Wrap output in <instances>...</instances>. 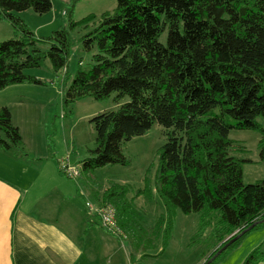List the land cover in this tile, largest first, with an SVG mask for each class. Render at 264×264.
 <instances>
[{
  "label": "trees",
  "instance_id": "trees-1",
  "mask_svg": "<svg viewBox=\"0 0 264 264\" xmlns=\"http://www.w3.org/2000/svg\"><path fill=\"white\" fill-rule=\"evenodd\" d=\"M51 9V0H0V20L19 32L0 42V90L25 82L41 84L25 71L40 68L46 59L55 74L64 70L67 76V28L38 40L15 15L28 10L44 15ZM96 18L90 15L70 28H88ZM41 42L48 44L46 52L37 48ZM83 42L86 50L97 51L94 64L77 72L64 91V106L113 94L116 102L128 98L118 109L90 120L96 147L84 168L125 165L122 144L157 124L167 138L156 191L167 208L199 215L189 246L207 240V250L215 253L264 219V180L243 183L242 165L251 161L233 155L237 144L229 139L231 130L257 131L264 167V128L257 123L264 118V0H117L114 11L102 13ZM0 149L24 154L6 107L0 108ZM118 188L106 191L104 202L113 206L118 238L138 251L143 216ZM167 225L163 233L158 227L152 232L164 247L169 241ZM248 233L211 264L224 260ZM260 262L264 251L255 248L243 264Z\"/></svg>",
  "mask_w": 264,
  "mask_h": 264
},
{
  "label": "rangeland",
  "instance_id": "rangeland-1",
  "mask_svg": "<svg viewBox=\"0 0 264 264\" xmlns=\"http://www.w3.org/2000/svg\"><path fill=\"white\" fill-rule=\"evenodd\" d=\"M116 1L51 0L52 9L47 14L39 15L31 10L15 14L38 40H44L56 30L67 28L71 42L66 64L67 76L64 70L55 74L46 59L40 68L25 71L27 76L37 79L41 84L25 82L0 90V108L6 107L9 110L12 124L21 135L24 152L20 157L22 162H29L27 157L35 158L37 151L44 158L54 159L60 165L76 167L79 176L72 181L90 186L92 199L85 201V207L88 203L89 208L95 211L93 213L96 218L100 219L101 213L113 209L109 202H104L106 196L104 200L103 194L106 191L111 193L113 189L119 192L118 187L123 188V199L131 202L134 209L143 216V241L137 251L141 259H137L136 264H206L214 253L207 250V240L189 246L190 239L198 230L199 215H186L179 209L167 208L156 191L159 158L167 138L165 129L154 124L144 135L123 143L121 150L127 161L125 165H107L93 170L83 167L85 159L91 155L90 151L96 147L95 131L90 120L102 112L118 109L128 98L116 102L113 94L105 100L83 98L64 106L63 96L77 72L87 71L94 64L92 57L97 51L94 48L89 51L85 49L84 35L98 24L102 13L114 11ZM90 15L97 18L88 28H70L71 23H77ZM15 34L19 32H15L9 21L0 20V42L14 38ZM164 39L162 36L160 41L164 42ZM37 48L46 52L48 44L41 42ZM257 123L264 128V118H257ZM229 139L237 144L232 154L251 161L242 165L243 183L248 185L264 180V167L259 159L258 132L231 130ZM8 153V157L15 155L13 150ZM7 161L16 167L14 162ZM161 218L163 221L159 223ZM167 221L170 223L169 241L164 247L161 237L157 241L152 232L157 231L158 227L163 233L168 227ZM207 233L209 231L202 236L204 239ZM115 238L124 245L127 243ZM257 242L262 243L256 248L264 251V226L249 232L219 264H243L250 254L247 253L249 248L256 246Z\"/></svg>",
  "mask_w": 264,
  "mask_h": 264
},
{
  "label": "crops",
  "instance_id": "crops-1",
  "mask_svg": "<svg viewBox=\"0 0 264 264\" xmlns=\"http://www.w3.org/2000/svg\"><path fill=\"white\" fill-rule=\"evenodd\" d=\"M8 154L0 149V264H136L141 259L133 245L120 243L89 216L90 186L64 177L59 162L37 151L29 162H22L23 154Z\"/></svg>",
  "mask_w": 264,
  "mask_h": 264
},
{
  "label": "built area",
  "instance_id": "built-area-1",
  "mask_svg": "<svg viewBox=\"0 0 264 264\" xmlns=\"http://www.w3.org/2000/svg\"><path fill=\"white\" fill-rule=\"evenodd\" d=\"M60 170L61 172L68 178L71 180H75L77 178V176H79V170L76 167H71L69 165H60ZM86 208L88 209V211L92 212V214L90 212H88L89 216H91L92 218H94V213L95 212L93 209L89 208V204H86ZM99 220V225L108 233L112 234L115 237H118V230L117 227L115 225V223L113 222V210H108L106 212H104V214H100V219Z\"/></svg>",
  "mask_w": 264,
  "mask_h": 264
},
{
  "label": "water",
  "instance_id": "water-1",
  "mask_svg": "<svg viewBox=\"0 0 264 264\" xmlns=\"http://www.w3.org/2000/svg\"><path fill=\"white\" fill-rule=\"evenodd\" d=\"M264 223V219L261 221H258L256 223H254L253 225H251L250 227H248L247 229L243 230L242 232H240L238 235H236L233 239H231L230 241H228L222 248H220L214 255L213 257H211L208 262L206 264H210L214 259H216L222 252H224L230 245H232L234 242H236L237 240H239L243 235H245L246 233H248L249 231H251L255 226Z\"/></svg>",
  "mask_w": 264,
  "mask_h": 264
}]
</instances>
